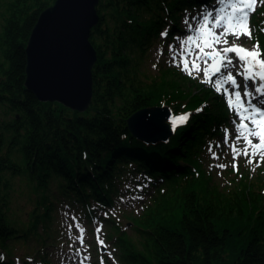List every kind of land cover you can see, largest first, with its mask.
Here are the masks:
<instances>
[{"label": "trees", "instance_id": "trees-1", "mask_svg": "<svg viewBox=\"0 0 264 264\" xmlns=\"http://www.w3.org/2000/svg\"><path fill=\"white\" fill-rule=\"evenodd\" d=\"M55 2L0 1V104L19 115L3 127L14 131L8 141L0 132V264H16L15 247L32 240L36 250L22 264H52L56 211L76 206L92 219L114 206L125 182L136 179L132 174L146 175L154 192L139 215L128 217L129 231L104 219L120 264H264V177L248 175L234 191L214 195L199 161L204 137L226 121L223 101L174 68L161 67L156 82L136 70L164 27L172 39L184 13L213 0H101L90 38L98 54L94 94L85 113L40 102L25 87V48L40 14ZM253 22L264 52V7ZM151 106H168L175 116L198 113L168 143L148 145L131 134L127 121ZM16 177H24L35 196L24 227L7 213Z\"/></svg>", "mask_w": 264, "mask_h": 264}, {"label": "rangeland", "instance_id": "rangeland-1", "mask_svg": "<svg viewBox=\"0 0 264 264\" xmlns=\"http://www.w3.org/2000/svg\"><path fill=\"white\" fill-rule=\"evenodd\" d=\"M2 1V0H0ZM257 8L252 12L250 11L247 28L250 30V36L246 34L248 31H243V29H237L241 34L239 38L229 34L226 37L221 38V42L216 45L217 49H222L223 47H229L235 43H239L244 47L259 51L256 47V43L252 42V26L249 25V19L252 14H257L260 7L264 5V0H258ZM219 8V0H216L212 6H206L203 9L196 10L192 13L187 12L183 15L181 19V24L183 26V31L178 33L174 37V41L170 44H165L164 39L166 38V31L164 30L160 37L154 39V42L150 44L144 56L141 58V62L136 64V70L138 76L144 79L156 80L160 77L158 76L161 67L171 66L176 68L188 76L192 81L200 83L202 85H207L210 91L214 93H221L222 101L224 106L227 107L228 111L231 112V119L225 126L217 125L218 133L214 136L210 135V138H204V144L201 145V150L199 154V161L202 166V170L206 177V180L210 183L213 189L214 195L217 192L228 194L234 189L239 188L240 180L246 181L247 176L254 178L256 175H260L262 171V176L264 177V154L258 153L257 155H252V148H248L249 155L245 157L242 152L243 149L248 147L246 142L241 139L237 141L235 136L236 131V121L237 117L235 115V107L230 109L227 104V97L223 95V86H221L218 91L216 87L213 86V81H220L221 76L218 75L213 77L208 72L206 76L204 73V68L209 67L212 61H209L207 65L203 60L198 61L200 65V70L192 68L191 61L192 57L188 56L186 50L182 51L183 41L189 36H193L196 33V29L199 26V22L202 21L203 16L207 12H212L213 14ZM231 11V10H229ZM1 18H0V29H1ZM219 31V30H217ZM227 40V45L223 43V40ZM200 46L203 47V42H200ZM186 49L188 46L183 45ZM198 49L193 47V52H197ZM211 51V49H205V52ZM260 52V51H259ZM216 55V53H213ZM232 58V62L236 65L231 71L234 76L240 71V62L236 57L235 53L227 54ZM264 60V54H262ZM188 58L189 68L191 69V75L184 71L183 60ZM139 77V78H140ZM237 82L241 84V92H243V79L240 76H236ZM155 81V82H156ZM251 84V82H249ZM254 87H250V91H253L254 99L257 94L254 91ZM253 99V103H254ZM260 98L258 97L255 101L259 104ZM208 107L215 113L217 112V106L213 102V99H209L207 103ZM7 112V114H6ZM191 115H195L198 112L190 111ZM15 113H10L6 106L0 104V132L3 131L4 125L14 119ZM191 116V118H192ZM11 133L4 132L7 137V141L12 136ZM231 134V138H230ZM253 143H259L256 138H253ZM233 146H235L236 151L234 153ZM220 165H224L221 167ZM202 172V171H201ZM136 179L131 182H125L121 197H116L113 208H103L94 212V218L90 221L85 219L84 212L78 210L76 206L72 208L67 205H63L59 210L56 211L54 215V220L52 224L53 233L55 235V246L49 248L50 251V262L52 264H119L117 261V250L114 249V244L110 243L107 239L108 224H104L102 218L114 219L120 224L124 230L129 231L131 229V223L128 222V217L130 215H139L142 207L149 203V199L143 188L149 187V182L144 181L143 175H134ZM142 182L141 187H136L137 182ZM144 184V186H142ZM30 185L24 177H16L10 179V187L8 189L10 205L7 207L8 217L12 222L16 224L17 227H24L29 225L30 213L34 209V199L35 196L31 195ZM130 191V192H128ZM144 191V194H143ZM153 193V189L149 190ZM264 193V189L262 190ZM9 208V209H8ZM96 208V206H95ZM84 216V217H83ZM75 217V219H73ZM127 217V218H126ZM69 225H71V230H69ZM79 225V227H77ZM80 228L83 229V243L80 242ZM52 234V240L53 239ZM103 242L102 244L100 242ZM37 243L32 240L30 246H25L23 243L17 244L15 247L14 259L20 261L33 255L34 250H36ZM105 249L106 252L103 251ZM30 258H34L30 256ZM31 260V259H30ZM33 264H43L39 259L35 260Z\"/></svg>", "mask_w": 264, "mask_h": 264}, {"label": "water", "instance_id": "water-1", "mask_svg": "<svg viewBox=\"0 0 264 264\" xmlns=\"http://www.w3.org/2000/svg\"><path fill=\"white\" fill-rule=\"evenodd\" d=\"M101 0H56L44 10L26 47L25 87L40 102L59 103L85 113L94 94L93 69L98 60L91 43ZM169 107H144L127 121L131 134L148 145L173 135Z\"/></svg>", "mask_w": 264, "mask_h": 264}, {"label": "snow or ice", "instance_id": "snow-or-ice-1", "mask_svg": "<svg viewBox=\"0 0 264 264\" xmlns=\"http://www.w3.org/2000/svg\"><path fill=\"white\" fill-rule=\"evenodd\" d=\"M251 2L254 4L255 0H251ZM251 10V5L246 4V0H219L218 10L214 14L212 12L204 14L195 35L184 40L181 48L182 51L188 52V56L192 57V68L200 70L198 63L200 60H203L205 65L209 61L213 62L214 74L221 76L220 81H213V86L218 91L223 86V95L227 97L228 107L230 109L235 107L237 121L234 138L237 141L243 139L248 145L242 152L245 157L249 155V147L253 149L252 155L264 154V60L260 58L262 53L259 51L248 50L241 45L234 44L232 47L226 46L222 49H217L216 45L221 42L222 37L229 34L239 38L241 33L237 29L246 30ZM246 34L250 36V32H246ZM201 41L203 47L200 46ZM223 43L227 45L228 42L224 39ZM183 45L188 47L185 49ZM193 47L198 51L194 53ZM256 47L258 49L259 45ZM206 48L211 49V51L205 52ZM229 53H235L240 62V71L236 73V76L243 79V92H241V84L237 82L236 76L231 71L236 65L233 64L231 56L227 55ZM217 58H219V66H216ZM183 68L191 75L187 57L183 60ZM204 73L206 76L208 75L207 67L204 68ZM252 86H255L254 91L260 98L259 104L253 103L254 94L253 91L249 90ZM233 97H235V105L233 104ZM176 119L186 121L187 117L174 118V126ZM253 138H256L259 143H253ZM233 151L235 153V146H233ZM220 166L224 167V165ZM69 230H71V225H69ZM79 239L83 243L82 228H80Z\"/></svg>", "mask_w": 264, "mask_h": 264}, {"label": "flooded vegetation", "instance_id": "flooded-vegetation-1", "mask_svg": "<svg viewBox=\"0 0 264 264\" xmlns=\"http://www.w3.org/2000/svg\"><path fill=\"white\" fill-rule=\"evenodd\" d=\"M0 31H1V29H0ZM26 47H27V46H26ZM25 50H26V48H25ZM25 54H26V52H25ZM1 79H2V78H0V80H1ZM3 105H4V104H3ZM4 106H6V105H4ZM6 108H7V106H6ZM7 110H8V108H7ZM8 111H9V110H8ZM9 112H10V111H9ZM6 114H7V112H6ZM15 117H16L17 119H19V115H18V114H16V115L14 116V118H15ZM10 121H11V120H10ZM10 121H9V122H10ZM9 122H8V123H9ZM8 123H7V125H9ZM7 125H4V127H6ZM18 130H20V129L18 128ZM4 131H6V130H4Z\"/></svg>", "mask_w": 264, "mask_h": 264}, {"label": "bare ground", "instance_id": "bare-ground-1", "mask_svg": "<svg viewBox=\"0 0 264 264\" xmlns=\"http://www.w3.org/2000/svg\"><path fill=\"white\" fill-rule=\"evenodd\" d=\"M249 1H250V0H249ZM249 1H248V3H249ZM248 3H247V4H248ZM250 5H251V2H250Z\"/></svg>", "mask_w": 264, "mask_h": 264}]
</instances>
